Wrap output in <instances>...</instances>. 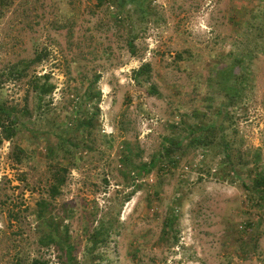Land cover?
I'll list each match as a JSON object with an SVG mask.
<instances>
[{"label":"rangeland","instance_id":"obj_1","mask_svg":"<svg viewBox=\"0 0 264 264\" xmlns=\"http://www.w3.org/2000/svg\"><path fill=\"white\" fill-rule=\"evenodd\" d=\"M140 1L0 5V99L17 116L0 146V264H66L39 241L41 200L78 264H264L251 183L264 170V0ZM36 80L51 91L37 97Z\"/></svg>","mask_w":264,"mask_h":264},{"label":"trees","instance_id":"obj_2","mask_svg":"<svg viewBox=\"0 0 264 264\" xmlns=\"http://www.w3.org/2000/svg\"><path fill=\"white\" fill-rule=\"evenodd\" d=\"M14 0H0V5H2V8H8L12 5ZM130 0H95V5L97 7L107 5L109 7L114 6L117 8V6L120 7V9L125 8V4ZM135 1L137 5H141L140 0H131ZM260 29H264L263 26H258ZM41 61V56L36 55L33 58L26 59L23 58L19 60L18 63L13 64L12 69L9 72V75L13 76L16 75L18 79L22 77H26L27 69L30 68L31 65H34ZM15 73V74H14ZM150 73V65L149 63L142 64L138 69L133 71V79L136 81H139L141 77H147ZM2 78L0 76V88H1ZM31 86L33 88V91L35 92L37 97H40V95L47 94L51 91L52 86L40 83L39 80L31 81ZM153 91L155 92V88H153ZM236 90L235 93L241 94L240 91ZM231 97V96H230ZM225 107V103H222L219 108ZM87 119L79 120V124L82 127H87ZM196 127L192 129V133L195 134ZM202 130H207V128H202ZM17 133V116L15 114V107L9 106L2 102L0 99V146L4 140H11ZM208 135H205V139ZM201 138L200 135L196 134L193 136V140H195L198 143H202V145H207V142L205 140L198 141L197 138ZM203 139V137H202ZM19 151H23L20 147L17 146ZM230 147L223 148L225 151V158L226 163L229 162V154L227 151H229ZM153 164L150 163H144L143 167L148 168L151 167ZM60 168V167H59ZM57 168L52 173V176L50 178V185L48 188V194L50 197H55L61 193V188L65 182L64 174L62 173V170H64L63 167ZM252 188L257 193V196L259 197L258 201L264 200V170H257L255 174L252 177ZM255 193V194H256ZM48 203L45 200H41L38 202L37 211L36 214L42 221V225L44 226L42 228V233L40 235L39 241L43 245H55L57 246L58 250H60L64 256L66 257V264H78L76 257L74 256L72 249L73 245L69 241V236L67 233V230H60L61 224L58 220V218L54 215H48ZM90 240L92 241V247L96 245V238L95 234L91 235ZM27 264H49L47 260L41 259L39 257H33L31 258Z\"/></svg>","mask_w":264,"mask_h":264}]
</instances>
